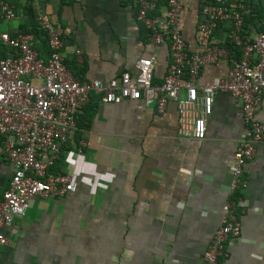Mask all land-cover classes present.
<instances>
[{
  "label": "crops",
  "instance_id": "0c3cea01",
  "mask_svg": "<svg viewBox=\"0 0 264 264\" xmlns=\"http://www.w3.org/2000/svg\"><path fill=\"white\" fill-rule=\"evenodd\" d=\"M8 1L16 18L0 20V31L25 23L26 5L34 14L44 13L77 80H106L132 69L137 58L153 56L152 81L161 82L167 45L150 46L148 33L143 38L122 0ZM197 11L196 0H183L178 27L189 49L196 47ZM226 30L222 25L213 32L221 46ZM228 58L205 63L197 84L225 76ZM183 95L181 88L178 96ZM79 114L77 142H65L55 164L70 175L75 189L63 197L32 198L23 217L3 227L0 264H200L219 225L232 153L244 129L239 102L216 92L198 140L177 134L173 101L157 113L142 100L104 103L91 95ZM257 117L264 126V93ZM11 171L0 158V193ZM242 177L240 231L226 241L219 261L264 264V137Z\"/></svg>",
  "mask_w": 264,
  "mask_h": 264
},
{
  "label": "built area",
  "instance_id": "2783aa9c",
  "mask_svg": "<svg viewBox=\"0 0 264 264\" xmlns=\"http://www.w3.org/2000/svg\"><path fill=\"white\" fill-rule=\"evenodd\" d=\"M132 9L134 19L148 31L149 45L166 44L168 62L161 82H152L154 57L137 58L133 68L122 70L106 80H77L67 68L61 53V37L44 13L35 19L44 32L47 53L38 54L30 34L0 31V44L6 50L0 56V158L11 164L7 185L0 193V246L6 243L3 227L25 214L34 197H63L75 189L69 174L47 171L58 159L61 147L73 140L76 115L94 95L100 102L122 100L152 104L157 113L173 101L176 132L179 136L202 139L212 97L225 92L237 100L244 126L232 153L230 180L221 204L219 225L202 251L200 264H222L225 243L238 236L240 221L236 215L245 182L244 165L257 143L264 137V126L257 117L264 93V20L259 30L240 31L246 0H196L194 49H189L178 27L183 0H122ZM16 18L8 0H0V20ZM227 28L226 39L240 51L238 59L214 38L217 24ZM79 58L81 52L76 49ZM228 58L225 76L206 84H197L200 68ZM184 89L183 97L178 91ZM77 152H80L77 149Z\"/></svg>",
  "mask_w": 264,
  "mask_h": 264
},
{
  "label": "trees",
  "instance_id": "16d2710c",
  "mask_svg": "<svg viewBox=\"0 0 264 264\" xmlns=\"http://www.w3.org/2000/svg\"><path fill=\"white\" fill-rule=\"evenodd\" d=\"M166 0H156V5H160L165 3ZM247 4L249 5L250 9L249 12L244 14L242 17V22L240 25V31L242 34H246L251 28L255 30H259V24L261 21L264 20V5H261L259 3V0H246ZM25 14L27 16L26 22L20 24L16 28V33L17 32H22V33H27L30 34L33 38V47L36 49L38 54L42 57L46 56L47 53V46H46V40L44 36V32L38 27L37 21L35 19V14L32 12V9L30 8L29 5H26L25 7ZM140 24V23H139ZM224 23H219L216 26V29L214 31H217V29H221L222 25ZM139 26V32L144 38L145 32L148 33V31L142 26V24L138 25ZM14 32H11L13 34ZM37 40V42L35 41ZM223 46L229 51L230 55H228L232 59H238L240 51L237 47L232 46L231 43L225 39L222 43ZM4 50V51H3ZM6 54V50L2 47H0V55L4 56ZM153 82V81H152ZM158 83V81H156ZM80 114L78 113L76 115V129L74 131V136L73 139L75 142H77V130L80 127L81 128V122L79 119ZM76 139V140H75ZM59 161L56 159L52 165H50L47 169V171L50 172H57L55 169V164Z\"/></svg>",
  "mask_w": 264,
  "mask_h": 264
}]
</instances>
